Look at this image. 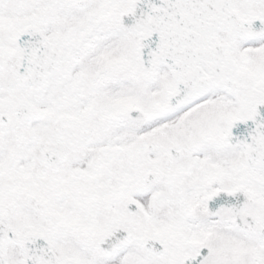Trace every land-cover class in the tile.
I'll return each mask as SVG.
<instances>
[{"label": "snow or ice", "instance_id": "6c2138e0", "mask_svg": "<svg viewBox=\"0 0 264 264\" xmlns=\"http://www.w3.org/2000/svg\"><path fill=\"white\" fill-rule=\"evenodd\" d=\"M0 264H264V0H0Z\"/></svg>", "mask_w": 264, "mask_h": 264}]
</instances>
